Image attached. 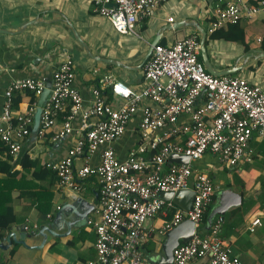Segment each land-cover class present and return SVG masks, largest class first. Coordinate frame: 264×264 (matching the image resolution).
<instances>
[{"label": "crops", "instance_id": "1", "mask_svg": "<svg viewBox=\"0 0 264 264\" xmlns=\"http://www.w3.org/2000/svg\"><path fill=\"white\" fill-rule=\"evenodd\" d=\"M226 1L214 0L209 4L205 0H164L150 15L136 22V32L131 34L116 32L104 17L92 12L88 0H0V106L4 87L10 80L31 77L50 81L53 70L65 57H69L72 62V85L81 97L82 108L90 104V91L94 87L100 89L105 102L117 106L120 100L111 93L108 85L100 81L101 78L109 76L132 90H139L143 85V64L149 57L146 54L152 41L157 38V43L170 45L177 39L194 35L199 42L200 29L205 32L204 45L212 69L223 70L242 65L226 75L243 77L249 84L257 85L264 91V58L254 59V50L261 49L259 45L264 34V17L258 15L238 22L244 30L243 44L224 40L220 36L211 37L212 32L207 31L214 7L224 5ZM242 1L248 4L257 0ZM169 17L171 22L167 21ZM28 21L30 24L23 27V23ZM177 22L182 25L172 28ZM71 29L84 42L86 49L75 40ZM14 97L17 104L15 108L11 107L12 111L22 113L27 105L32 102L36 104L38 95L17 91L12 95V103ZM143 103L153 105L149 100ZM69 105V102L64 103L44 135H32L29 132L19 139L20 146L16 153L10 154L0 141V161L11 165L10 172H0V194L4 199L0 201V206L7 202L15 216V221L5 234L13 230L18 239L21 231L14 227L24 225L29 232L43 224H49L56 233L46 232L44 238L40 235L25 237L24 244L11 242L8 248L0 249L2 264H88L96 258L95 233L90 223L97 219L100 207L96 175L81 179L80 190H70V195L79 196L85 203L74 202L65 195L61 197L64 188L56 184L54 171L44 166L65 156L78 137L79 112L71 118L68 133L60 139H51L61 129L64 116L69 113ZM140 118L138 109L117 139L97 147L86 156L76 157L73 160L74 169L83 164L97 166L99 153L104 147L111 148L114 156L123 161L130 150L142 144L146 146L148 141L155 138L165 141L171 128L189 120L187 114H179L175 123H168L142 137L138 128ZM184 136L180 133L169 136L167 140L181 142ZM154 152L157 149L146 148L140 156L146 159ZM19 153H25L35 165L22 168L15 161ZM167 159L163 169L170 163ZM190 164L192 174L206 172L215 186L212 194L215 195L214 199L208 203H212L211 207L216 203L218 191L222 189H229L240 196L239 204L228 207L220 215L219 236L230 251L238 256L239 264H264V138L254 133L248 141L245 156L233 166L217 162L208 153ZM62 203L69 206L63 208L56 219L57 208ZM86 205L90 206V210L84 215L82 212ZM172 211L168 209L165 215L156 213L144 222L145 238L140 248L142 264H157L156 255L161 254L164 235L158 233V228L170 218ZM254 218L259 219V225L249 231L247 226ZM205 226L209 228L210 225L207 226L205 221ZM206 261L207 258L202 257L187 264H205Z\"/></svg>", "mask_w": 264, "mask_h": 264}, {"label": "built area", "instance_id": "2", "mask_svg": "<svg viewBox=\"0 0 264 264\" xmlns=\"http://www.w3.org/2000/svg\"><path fill=\"white\" fill-rule=\"evenodd\" d=\"M93 13L104 17L118 33L135 34V24L150 15L164 0H88ZM264 17V0L244 3L228 0L216 5L207 31L211 33L226 23H238L256 16ZM171 18H167L171 22ZM259 41V39H257ZM199 44L196 36L189 35L170 45L156 43L143 64V85L132 90L127 85L101 78L120 102L112 106L105 102L98 87L91 89V102L82 108L81 97L72 85L73 69L69 57L62 59L50 78V94L45 100L39 119L37 134L42 135L52 126L54 117L69 102V113L64 116L61 129L51 139L62 138L70 131L69 122L79 112L78 137L67 149L65 156L55 163L44 164L56 175V184L72 191L81 189L80 180L96 175L99 202L98 217L92 223L96 258L88 264H142L140 248L145 238L144 222L156 213L170 218L158 228L164 234L183 219L194 224V233L186 242L172 249L170 264H187L206 257L205 264H239V258L219 236L221 217L213 218L208 231L200 234L196 229L201 216L211 201L215 186L204 171L192 174L190 162L208 153L226 166L235 165L248 151V141L255 133L264 138V91L249 84L243 77L208 73L197 58ZM44 78H15L3 90L0 106V141L10 154L19 149V139L28 135L32 124L35 102L22 113L12 111V95L28 91L39 95ZM201 91H203L201 93ZM149 100L153 105L145 104ZM143 103V104H142ZM141 112L138 124L142 137L175 123L179 114H187L188 122L173 127L166 137L185 134L181 142L153 139L146 146L139 145L119 161L111 148L99 153V163L93 167L83 164L74 169L73 160L92 153L97 147L117 139L137 110ZM161 144V145H160ZM146 148L157 149L143 159ZM170 154L188 156V162H170L162 168ZM193 192L187 211L174 207L170 201L156 197L158 191ZM259 225L254 218L247 226L252 231Z\"/></svg>", "mask_w": 264, "mask_h": 264}, {"label": "water", "instance_id": "3", "mask_svg": "<svg viewBox=\"0 0 264 264\" xmlns=\"http://www.w3.org/2000/svg\"><path fill=\"white\" fill-rule=\"evenodd\" d=\"M207 3L211 4L214 0H205ZM29 21L26 23H23V27L26 25H29ZM182 24L180 22H177L175 25L172 26V28H177L181 26ZM2 30V29H1ZM72 35L75 38V40L86 49V45L84 42L78 37V35L75 33L73 29H71ZM157 38L154 39L149 46L147 50L146 57L150 55V52L152 50V47L157 43ZM205 41V32L203 29H200V37H199V56L201 58L202 64L204 69L214 75V76H220V75H226L228 73H232L233 71L239 69L242 67V65H235L232 67H228L223 70H214L212 69L209 60L207 58L206 49L204 45ZM255 57L257 58H264V51L261 49H255L254 50ZM203 91H201L202 93ZM50 94V81L45 80L44 87L41 89L36 104L32 113V125L30 129V133L32 135H36L39 129V119H40V113L42 110V107L45 103L46 98ZM167 162H175V163H187L188 162V156L183 154H170L168 156ZM71 191L69 189L64 188V192L61 194V197L65 195L64 197H68L70 200H74V202H80L82 201L85 203L82 199H80L79 196L70 195ZM193 192L190 189H182L178 190L174 193L172 192H165V191H158L156 193V197L163 199V200H171L174 204H176L181 209L187 211L190 207V203L192 200ZM240 202V196L237 193H234L233 191H230L229 189H222L218 191L217 197H216V203L211 207L210 211L206 215L205 221L206 225L209 226L211 223V219L214 215H223V213L226 211V209L230 206H234L239 204ZM85 205V204H84ZM69 205L67 203H62L57 208V212L55 214V218H59V214L63 208L68 207ZM90 210V206L86 205V208L82 212V214H86L87 211ZM14 229H19L21 231V234L18 236V239L15 237V234L13 230L7 231L4 237L0 241V249H6L11 244V242H17L20 244H24V238L25 237H33L40 235L42 238L45 237V233L49 234H55L51 230V226L49 224H43L39 227H35L29 232L26 231L24 225H20L19 227L16 226ZM194 233V224L192 221L188 219H183L180 221L177 225L173 226L169 230H167L163 235L162 244L160 247L161 254L156 255L158 260L155 261L157 264H170L172 259V249L180 242H186L188 239L192 237ZM40 246V245H39Z\"/></svg>", "mask_w": 264, "mask_h": 264}, {"label": "trees", "instance_id": "4", "mask_svg": "<svg viewBox=\"0 0 264 264\" xmlns=\"http://www.w3.org/2000/svg\"><path fill=\"white\" fill-rule=\"evenodd\" d=\"M210 36L216 37V38L220 36L224 40H227V41L238 42L242 44L244 43V30L242 26L238 25V23H232V24L227 23L223 26V28L222 27L217 28L214 31H212ZM259 47L264 51V34L262 35L260 39ZM197 58L200 60L199 55L197 56ZM16 104H17V99L14 97L12 108H15ZM42 135H44V133ZM15 161L19 162L22 168L33 167V165H35L34 161L28 160L25 153L17 154ZM10 167L11 165H9L6 161H0V172L8 173L10 172ZM47 170H50V169L47 168ZM12 173H15V172L13 171ZM214 196L215 195H212L211 197L212 201L214 199ZM0 201L1 202L4 201L2 194H0ZM211 204L212 203H210L202 213L199 230H197L198 233L200 234L208 231V227L205 226V218L208 212L210 211ZM0 207H1V210H0V239H1L5 235V231L9 229L10 225L15 221V216H14L11 206L7 202H3ZM216 216H220V215H214V217ZM167 218H169V216H167ZM0 264L2 263L0 262Z\"/></svg>", "mask_w": 264, "mask_h": 264}, {"label": "rangeland", "instance_id": "5", "mask_svg": "<svg viewBox=\"0 0 264 264\" xmlns=\"http://www.w3.org/2000/svg\"><path fill=\"white\" fill-rule=\"evenodd\" d=\"M145 223H146V221H145Z\"/></svg>", "mask_w": 264, "mask_h": 264}]
</instances>
